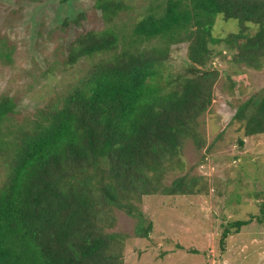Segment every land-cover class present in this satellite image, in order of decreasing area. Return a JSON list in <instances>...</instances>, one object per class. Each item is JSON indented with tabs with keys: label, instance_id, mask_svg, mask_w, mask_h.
<instances>
[{
	"label": "trees",
	"instance_id": "16d2710c",
	"mask_svg": "<svg viewBox=\"0 0 264 264\" xmlns=\"http://www.w3.org/2000/svg\"><path fill=\"white\" fill-rule=\"evenodd\" d=\"M96 8L108 25L79 34L68 49L69 65L99 57L81 78L12 130L6 123L18 105L0 98V264H123L127 236L107 231L114 209L148 238L152 222L137 205L143 196L206 191L185 175L164 181L183 167L187 139L203 145L199 118L219 78L214 57L224 50L233 65L263 66L264 0H167L130 33L111 24L128 8L124 0H96ZM218 16L236 20L238 31L213 37ZM182 43L187 61L174 71L171 47ZM11 57L0 35V60ZM232 121L245 136L264 133V90L238 104ZM248 223L232 225L238 232Z\"/></svg>",
	"mask_w": 264,
	"mask_h": 264
},
{
	"label": "rangeland",
	"instance_id": "374dc122",
	"mask_svg": "<svg viewBox=\"0 0 264 264\" xmlns=\"http://www.w3.org/2000/svg\"><path fill=\"white\" fill-rule=\"evenodd\" d=\"M124 1L128 8L111 24L125 26L127 33L151 7L167 2ZM107 25L96 0H0V35L12 50L11 61L0 60V98L10 96L18 105L6 123L9 129L30 121L38 108L86 73L99 57L69 65L68 49L79 34ZM237 31L236 20L218 16L212 36ZM187 46L171 47L172 70L185 66ZM212 46L221 50L220 44ZM230 59L222 50L211 63L219 78L212 105L199 118L202 147L187 139L183 167L169 171L164 181L169 185L185 175L197 180L198 187L206 186V191L143 196L137 205L152 222L148 238L136 236L135 218L114 209L116 220L107 231L127 236L123 264H264V133L245 136L232 121L238 104L264 90V63L256 70L233 65ZM5 176L6 167L0 162V183ZM243 220L249 223L235 231L232 224ZM226 228L230 232L224 238Z\"/></svg>",
	"mask_w": 264,
	"mask_h": 264
}]
</instances>
